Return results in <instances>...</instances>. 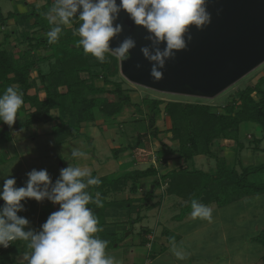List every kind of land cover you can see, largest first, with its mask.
<instances>
[{
  "label": "trees",
  "instance_id": "trees-1",
  "mask_svg": "<svg viewBox=\"0 0 264 264\" xmlns=\"http://www.w3.org/2000/svg\"><path fill=\"white\" fill-rule=\"evenodd\" d=\"M54 3L55 0H46L40 7L32 5L29 10L11 11L7 15L0 6V27H3L7 20L14 19L15 24L23 28L21 36L29 42V49L16 53L9 45L11 33H8L3 41L0 40V94H3L8 86L22 92L24 103L18 112L24 110L30 114L26 118L25 127L52 123V134L62 142L69 137L82 135L83 123L94 122L99 116L112 120L110 123L115 122V117L127 107L133 106L140 117L131 119L135 126L142 123L143 130L134 126L136 134L129 136L131 139L128 140L127 145L113 148L114 158L118 159L122 153H129L128 151L133 153L137 148H144L150 136L157 138L160 133L157 118L163 114L171 122V126L165 132L172 134L171 141L178 142V146L173 148L163 143L162 148L157 151V161L160 162V167L167 168L169 160L174 155V159L183 160V164L178 168L163 174H160V168L154 165L146 169L129 170L136 163L135 158L124 163L126 170L122 173L105 176L92 173V176L98 177L101 183L90 185L85 191L93 199L99 194L103 207H98L95 203H89L87 207L91 208L98 217V227L103 230L94 235L107 241L105 249L123 241V236H120L119 229L116 228L121 221H116L112 226L109 225L108 217L123 214L125 218L122 221L125 219L130 223L132 219L134 223L141 221L143 217L140 210L152 206L156 188L165 182L168 184L167 193L188 200L185 207L188 214L192 212L193 199L204 204L216 201L224 205L231 197L230 192L232 197L264 192V184L250 180L252 174L264 172V163L242 166L240 162L239 171L236 167L229 168L227 160L219 159L215 174L198 168L195 163V158L203 155L212 156L217 160L218 155L211 152V146L221 137L236 141L239 150L243 149L244 142L239 133L244 123L249 124L248 126L252 124L260 126L263 133L257 141L261 142L264 139V76L255 84L238 91L222 111L215 110L211 104L204 102L165 101L147 95L139 102H133L131 97L133 89L125 88L124 80L118 79L122 60L117 59L115 54L109 51L105 53L107 62L100 63L91 54L85 55L82 46H76L80 37L73 35V32L82 23L78 18L79 15L71 18L74 28L60 25L62 32L58 41L48 43L47 33L55 25L49 24L46 13ZM38 32H44L45 36L37 37ZM38 49H47L51 53L39 58L34 54ZM44 61H50V70L47 73H44L39 66V63ZM33 69H38L37 73L40 75L42 89L45 92L43 98L37 93H29L34 86L31 76ZM100 80L102 85L97 83ZM62 88H65V91H62ZM25 105L28 107L26 108ZM54 110L58 114H54ZM15 123L10 127L0 121V144L12 141L11 128ZM122 125L123 123L118 124V126ZM6 126L8 130L5 129ZM189 162L191 165L188 164ZM150 177L154 178L153 184L156 188L146 190L144 196L120 200L108 199L109 196L123 192L127 188L131 193L138 194L143 181ZM228 196L229 198H226ZM33 201L29 210L37 211L39 226L46 222L52 212L59 210L58 207L38 211V202L35 199ZM4 203H0V206ZM135 213H138L136 217L133 215ZM145 233H149V230ZM18 241L28 242L16 240L12 243L17 244ZM259 241L264 243V239ZM148 243L149 240L146 242V239L142 242L144 245ZM11 247L7 249L0 247V264L14 262L10 255L16 250V245Z\"/></svg>",
  "mask_w": 264,
  "mask_h": 264
},
{
  "label": "rangeland",
  "instance_id": "rangeland-1",
  "mask_svg": "<svg viewBox=\"0 0 264 264\" xmlns=\"http://www.w3.org/2000/svg\"><path fill=\"white\" fill-rule=\"evenodd\" d=\"M45 2L46 0H0V6L3 13L7 15L11 11L24 12L29 10L32 5L40 7ZM66 26L74 28V24L71 22ZM22 29L15 24L14 19L7 20L6 24L0 27V40L3 41L5 36L11 33L9 45L14 48L16 53L29 49L28 40L21 36ZM36 36L41 37L45 34L38 32ZM50 53L51 51L47 49H38L34 54L40 58ZM39 66L44 73H47L50 70V61L41 62ZM37 70H32L31 76L34 86L29 93H37L43 97L45 92L42 89L41 78L36 72ZM262 76H264V62L219 94L211 97L163 92L142 86L128 80L121 71L118 79L124 80L125 88L133 89L131 91L133 102H139L147 95L165 101L204 102L211 104L215 110L222 111L223 107L233 100L238 91L255 84ZM97 83L103 84L101 80ZM61 90L65 91V88ZM25 106L28 107V105ZM53 112L58 114L56 110ZM29 115L24 110L17 112L16 126L11 128V143L0 144V186L3 185L5 179L12 177L16 179V187L24 186L28 179L26 173L33 168L37 170L47 169L54 185L60 176V169L69 165L87 167L91 169L92 173L105 176L112 173H122L126 170L124 163L130 162L132 158L136 159V163L129 170L146 169L154 165L160 168V174L183 164L181 158L174 159L175 155L169 160L167 168L160 167V162L157 161V151L164 144L173 148L178 146V142L171 141L172 134L165 132L171 126V122L163 114L157 118V126L160 130L158 137L150 136L144 148H137L133 153L132 151L122 153L118 159L113 156V148L126 146L128 140L131 139L129 136L136 132L135 127L141 130L144 127L142 123L135 126L131 119L140 117L134 111L133 106L127 107L124 112L115 117V122L110 123L112 120L99 116L94 122L83 123L82 135L69 137L62 142H59L52 134L53 124H36L25 127L26 118ZM120 123L123 125L118 126ZM248 125L244 123L240 128V138L244 142L243 149L239 150L236 141L221 137L216 139L211 146V152L218 155V159L216 160L209 155L197 156L195 158L196 166L215 174L218 170L219 159L228 160V167H236L239 171L240 162L242 166H255L264 163V139L261 141L263 150L258 147L257 141L258 138L262 137L263 132L260 126L256 124ZM5 129L8 130V127L6 126ZM73 149L84 152L85 156L73 158L71 156ZM188 164L191 165V162ZM153 179L150 177L144 180L138 194L131 193L127 188L123 192L109 196L108 199L120 200L142 197L146 190L156 188ZM250 180L257 184H264V172L252 174ZM167 188L166 182L156 188L151 202L152 206L140 210L143 219L139 222L134 223L133 219L131 223L126 219L122 221L125 218L123 214H120L121 217L119 215L108 217L109 225L113 226L116 221H121L126 226L116 227L120 230L123 241L105 249V255L111 257L114 264H146V262L148 264H264L262 257L264 244L259 241L264 239V192L249 193L242 197L236 194L232 197V192H230L232 198L230 197L224 205H220L218 202L217 204L213 203L216 201L211 202V205H208L210 203H200L212 209L211 220H208L193 218L191 212L188 214L185 210L188 200L170 195L167 193ZM3 202L0 199V203ZM33 202V198L21 201L25 210L17 214L29 221L24 228L25 231L34 230L36 232L37 230L41 231V225L39 226L37 222V211L29 210ZM58 207L59 204H53L45 198L38 202L37 210ZM137 214H133L134 217ZM121 223L120 226H122ZM123 229H125L124 233ZM147 230L149 233H145ZM161 236L168 241L165 249L161 244L163 240ZM144 239L146 242L149 240L151 244H142ZM173 240L178 248L185 253V259H178L171 251ZM19 242L21 241L17 243ZM28 243L21 242V246L25 247L26 251L31 250ZM117 244L119 245L117 246ZM143 245L147 246V251ZM139 246L142 247V253L136 255L133 250ZM162 251H164L163 254H161ZM20 264H27V262Z\"/></svg>",
  "mask_w": 264,
  "mask_h": 264
},
{
  "label": "clouds",
  "instance_id": "clouds-1",
  "mask_svg": "<svg viewBox=\"0 0 264 264\" xmlns=\"http://www.w3.org/2000/svg\"><path fill=\"white\" fill-rule=\"evenodd\" d=\"M78 9L82 23L73 32L80 37L76 46H82L85 55L91 54L100 63L107 62L105 53L110 50L117 59L127 60L130 50L136 47V41L127 37L118 47L110 49V41L122 31L121 24L114 23L121 10L126 11L136 25L146 29L145 39L151 41V45L140 50L152 62L150 75L156 81L163 78L160 69L165 67L166 61L174 59L176 51L186 49L187 41L192 39L189 26L202 29L211 23L206 0H119V4L117 0H55L46 13L49 24L55 25L47 33L48 43L58 41L62 32L60 25H69ZM23 103L22 92L8 86L0 94V121L11 127ZM71 156L83 157L85 153L73 149ZM26 175L28 179L22 187L15 186V177L5 179L0 186V199L5 202L0 206V247L7 248L16 240L28 241L32 251L23 256L27 264H114L113 259L105 255L107 241L94 235L103 229L98 227L99 220L93 210L87 207L89 203L103 207L99 194L93 199L85 191L88 186L101 183L98 177L92 176L91 169L72 165L62 168L54 185L47 169L33 168ZM27 198L37 202L47 198L59 204V210L47 217L38 233L25 231L29 221L17 214L25 210L21 201ZM191 208L193 218L211 220V208L195 199L191 201ZM171 251L180 260L186 258L174 240Z\"/></svg>",
  "mask_w": 264,
  "mask_h": 264
},
{
  "label": "water",
  "instance_id": "water-1",
  "mask_svg": "<svg viewBox=\"0 0 264 264\" xmlns=\"http://www.w3.org/2000/svg\"><path fill=\"white\" fill-rule=\"evenodd\" d=\"M206 7L211 23L202 29L189 26L192 39L186 49L166 61L159 81L151 77L152 62L140 50L151 45L145 39L147 30L121 10L114 23L121 24L122 31L110 41V49L127 37L136 41L129 58L120 63L122 74L131 82L163 92L211 97L264 62V0H206Z\"/></svg>",
  "mask_w": 264,
  "mask_h": 264
},
{
  "label": "crops",
  "instance_id": "crops-1",
  "mask_svg": "<svg viewBox=\"0 0 264 264\" xmlns=\"http://www.w3.org/2000/svg\"><path fill=\"white\" fill-rule=\"evenodd\" d=\"M37 72V71H36ZM44 96H45V93H44ZM43 96V97H44ZM41 98H43L42 96H40ZM44 125H52V123H48V124H44ZM16 126V125H15ZM35 126V125H34ZM249 133V132H248ZM250 133H251V131H250ZM249 133V134H250ZM253 133V132H252ZM11 143V142H10ZM258 147H261V149L263 150V147H262V143L260 142V141H258ZM8 157H11V156H8ZM227 162H228V160H227ZM167 172V171H166ZM208 172H210V171H208ZM248 197V196H247ZM213 203H216L217 204V202H213ZM212 203H210V204H208V205H211ZM121 225L122 226H120V223H119V227L118 228H120V227H126L125 226V224L124 223H121ZM125 229H123V231H124ZM120 231V230H119ZM161 238H163L162 236H161ZM164 241H166L165 243H163ZM168 241H167V239L164 237L163 238V240H162V245H163V248L166 246V243H167ZM148 244H151L150 243V241H149V243ZM168 244V243H167ZM264 244V243H263ZM16 245V250L15 251H13V253L10 255V257L11 258H13L14 259V262H12V263H10V264H20V263H25V262H27V261H24L23 260V256H24V254L25 253H31V250L29 251H26V248L25 247H22L21 246V242H19V243H17V244H14V243H10L9 244V246L7 247V248H10V246H12L11 248H13V246H15ZM144 246V245H143ZM145 248H146V251H147V246H144ZM152 247V246H151ZM7 248H5V249H7ZM166 248V247H165ZM164 248V249H165ZM263 248H264V246H263ZM144 249V248H143ZM163 249V250H164ZM141 250H142V247H136L134 250H133V253L134 254H136V255H138V254H141L142 252H141ZM149 250V249H148ZM163 252L164 251H162V253L161 254H163ZM148 253V252H147ZM151 253H152V250H151ZM264 256V253L262 254V257ZM132 263V262H131ZM132 264H134V263H132ZM136 264V263H135ZM146 264H148V262H146Z\"/></svg>",
  "mask_w": 264,
  "mask_h": 264
}]
</instances>
